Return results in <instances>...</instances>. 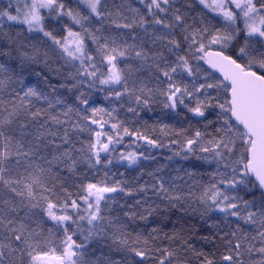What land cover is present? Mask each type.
<instances>
[{
  "label": "snow or ice",
  "instance_id": "6c2138e0",
  "mask_svg": "<svg viewBox=\"0 0 264 264\" xmlns=\"http://www.w3.org/2000/svg\"><path fill=\"white\" fill-rule=\"evenodd\" d=\"M0 264H264V0H0Z\"/></svg>",
  "mask_w": 264,
  "mask_h": 264
},
{
  "label": "trees",
  "instance_id": "16d2710c",
  "mask_svg": "<svg viewBox=\"0 0 264 264\" xmlns=\"http://www.w3.org/2000/svg\"><path fill=\"white\" fill-rule=\"evenodd\" d=\"M154 121L153 120H150L149 123H153ZM165 123H168L169 125L171 126H174V127H180L181 125L177 122V120L175 119H168V120H165ZM155 155L157 156V158L161 161V163H168L165 161L164 157H166L167 155H170V153L167 152V149H162V150H158ZM147 164H149V166H153L154 165V162H146ZM185 168H187V170L189 172H193V173H196V172H202L203 169L199 167V164L198 162L195 161V158H192L190 161L188 162H185L184 165H183ZM167 171V169H165ZM120 171H124L123 168H120ZM209 171H211V169H209ZM183 174V173H181ZM202 179H207V177H202Z\"/></svg>",
  "mask_w": 264,
  "mask_h": 264
}]
</instances>
